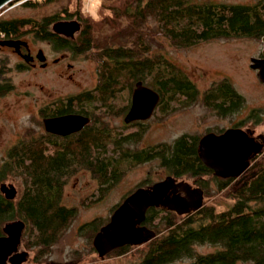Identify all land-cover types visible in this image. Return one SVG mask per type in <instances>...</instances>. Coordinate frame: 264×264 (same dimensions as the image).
Here are the masks:
<instances>
[{
  "label": "trees",
  "instance_id": "obj_1",
  "mask_svg": "<svg viewBox=\"0 0 264 264\" xmlns=\"http://www.w3.org/2000/svg\"><path fill=\"white\" fill-rule=\"evenodd\" d=\"M68 1L63 8L65 14L83 18L78 39L82 44L75 52L86 51L87 56L96 60L98 82L87 96L92 112H125L129 103L117 108L109 102L129 100L138 80L159 93L156 107L165 116L171 113L170 103L180 95L184 96L180 104L183 107L199 97L204 106L220 116L244 105V96L228 79L215 81L199 93L177 65L160 53L151 54L152 28L147 22L158 20L157 32L178 48L212 39L258 38L264 35V0L251 4L206 0H103L96 18L84 14L79 0ZM23 4L33 6L36 2ZM58 15L44 17L42 21H52ZM31 21L29 18L0 19V29L21 23L32 30L35 24ZM91 47L93 49H89ZM227 98L230 99L228 107L224 106ZM258 112L252 109L248 117L259 118ZM148 127V123L137 124L133 134L108 138L103 148L49 149L40 146L31 134L8 148L0 159V183L10 176L18 182L20 178L22 183L21 192L13 199L6 198L0 190V235L5 222L24 221L22 238L34 254L30 263L22 264H42L77 215V206L61 203L64 185L71 175L87 169L97 178L100 186L93 199L98 202L130 169L154 160L166 174L191 178L203 188L206 196L215 192L231 198L232 203L217 211L204 202L200 208L181 215L150 206L140 224L152 229L155 235L141 246L116 247L105 257L126 255L135 248L136 259L126 264H172L176 261L183 264H264V150L251 159L243 179L221 178L215 176L198 155V139L202 133L185 132L172 142L141 147ZM149 171L121 200L136 187L154 182ZM119 203L110 210L108 217H94L79 227L86 233V242L92 250L94 234L109 220ZM198 245L212 246L213 250L199 252Z\"/></svg>",
  "mask_w": 264,
  "mask_h": 264
},
{
  "label": "rangeland",
  "instance_id": "obj_2",
  "mask_svg": "<svg viewBox=\"0 0 264 264\" xmlns=\"http://www.w3.org/2000/svg\"><path fill=\"white\" fill-rule=\"evenodd\" d=\"M15 1L18 0H12L8 5L0 8V11L3 10V14L6 16L17 15L29 19L56 13L59 14L58 16H62L65 14L63 8L66 3H69L68 0H19V5H10ZM25 1L36 2V5L26 6L23 4ZM79 1L85 15L95 18L99 16L98 8L103 0H99L98 3L96 0ZM191 1L200 2L204 0ZM206 1L251 4L257 0ZM147 24L152 28V35L149 36L151 54L160 53L177 65L192 80L199 93L204 92L215 81L228 79L245 98L244 107H241L240 113L236 116L237 119L247 116L244 127L253 129L254 133H264V83L258 80L256 71L249 66L250 57L258 56L261 52V36L258 38L212 39L201 41L188 48H178L173 46L165 35L157 32L158 20L149 19ZM85 58L80 56L73 60L76 69L75 73L73 70L72 73L74 81L90 88L97 76L96 60L88 56ZM32 72L22 71L19 74L13 73L11 75L13 82L19 84V98H17L16 92H13L0 99V159L10 146L18 140L21 141L28 137L31 130L38 125V118L33 114L32 105V94L35 93V89L33 85L29 84L34 76ZM183 100L184 96L180 95L177 100L172 101L170 103L171 113L166 117L156 107L154 116L148 122L149 127L143 136L141 147L158 142H172L176 136L185 132L204 133L208 127H226L229 125L226 118L219 117L216 112L204 106L199 97L186 104L185 107L180 105ZM122 104L123 101L121 100L120 106ZM6 106L9 108L6 109ZM252 109L259 110V118L248 117ZM195 114L198 116L196 120L194 119ZM200 114H204V116H200ZM160 117H165L168 120L167 125L160 123ZM148 171L153 181L166 175V171L157 166L156 160L137 165L130 169L98 202H94L93 199L96 196L97 183L89 171L81 169L71 175L69 181L64 185L61 203L67 206L76 205L78 213L63 236L54 245L51 253L43 258L42 264L48 262L52 264H85L88 262L91 264H126L128 260L136 259L137 249L135 248L126 255L100 258L95 249L92 250L91 245L86 242V233L80 231L79 227L94 217H108L115 204L121 200L126 192L132 190L140 180L147 176ZM186 180L196 185L191 178H186ZM19 181L12 176L3 180L7 184L15 186L17 196L21 192L22 182L20 178ZM214 193L210 196L204 194L203 203L211 204L217 211L227 208L232 203L231 198ZM82 202L85 204L82 205ZM141 245L143 244L134 246ZM21 249L28 251V257L23 263H30L34 251L25 246L23 238L19 244V250ZM197 250L204 253L213 250V247L198 245ZM172 264H183V262L176 261ZM237 264L249 263L239 262Z\"/></svg>",
  "mask_w": 264,
  "mask_h": 264
},
{
  "label": "water",
  "instance_id": "obj_3",
  "mask_svg": "<svg viewBox=\"0 0 264 264\" xmlns=\"http://www.w3.org/2000/svg\"><path fill=\"white\" fill-rule=\"evenodd\" d=\"M10 1L12 0H0V8ZM79 29L80 22L75 19L58 20L53 24L54 31L66 35H73ZM261 41V55L250 57L249 66L256 71L258 80L264 83V35L261 36ZM159 98V93L152 87L141 80L136 81L124 120L129 122L150 117ZM88 120V117L68 114L44 118L43 125L48 131L66 134L79 129ZM250 133L249 129L240 127H228L221 133H204L198 139V155L215 176L241 180L251 159L264 150V133H259L257 139ZM0 190L6 198L13 199L17 196V189L13 184L2 182ZM203 197L204 190L201 186L193 185L186 179L165 175L127 195L110 214L109 220L94 234L92 246L97 255L103 258L116 247L143 244L155 235L152 229L140 224L148 207H162L181 215L200 208ZM24 227L25 223L20 219L4 223L3 234L0 235V264H22L27 259L28 251L19 250Z\"/></svg>",
  "mask_w": 264,
  "mask_h": 264
},
{
  "label": "flooded vegetation",
  "instance_id": "obj_4",
  "mask_svg": "<svg viewBox=\"0 0 264 264\" xmlns=\"http://www.w3.org/2000/svg\"><path fill=\"white\" fill-rule=\"evenodd\" d=\"M14 4L19 5V0L11 3L10 5ZM6 5H8V3ZM52 15L53 14H48L40 18L31 19V24H35L32 30H28L29 26L21 23L8 25V28L0 29V99L13 92H16V96L19 98V84H15L13 82L11 75L13 73L19 74V72L22 71H33L32 74H34V76L29 84L33 85L35 89V93L32 94V105L33 114L38 118V125L35 129L31 130V136L37 140V143L40 146L47 147L49 149H80L86 147L103 148L106 144H108L105 142L106 139L114 136L119 138L120 136L133 134L136 131L137 124L148 123L154 116V111L151 116L146 119H135L129 122L124 120V117L130 107L132 91L130 99L128 100V98H126L121 105L125 106L129 103L125 112H104L102 110L99 112H92L89 109L90 104L87 99L89 93L88 91H91L96 87V83L98 82L97 76L93 86L88 88L86 85L74 81V75L72 73V70L75 73L76 69L73 60L80 56L86 59L85 57L87 56L86 51L81 53L75 52V48L79 46V44H82L78 43V39L80 30L83 26V18L67 16L64 14L59 17L55 16L56 18L49 22L42 21L44 17ZM20 18L25 17L17 15L6 16L3 14V10L0 11V19L4 21ZM71 19H75L80 22V29L75 31L73 35L58 33L53 30V24L56 21ZM89 49H93V47ZM260 55L261 52L258 56ZM98 96L100 98V92L98 93ZM100 100V104L103 105L102 99ZM109 104H112V107H120V101L118 99L110 101ZM224 104L226 107L230 106V99H225ZM241 107H244V105L238 107V109L234 112H224V116H220V114L218 115L219 117H224L229 121L228 126L208 127L204 133L210 131L221 133L228 127H240L249 129L251 131L250 135L257 139V135L259 133H254L253 129L244 127L247 116L237 119L236 116L240 113ZM8 108L9 106H6V109ZM68 114L81 115L83 117H88L89 120L79 129L66 134L52 132L45 129L43 125L44 118ZM200 116H204V114H200ZM196 118H198L197 114L194 115L195 120ZM162 119L160 123L162 125H167L166 123H168V120L166 118ZM93 179L97 183V193L100 185L98 184L97 178ZM160 179L162 178L157 180ZM182 179L186 178L182 177ZM138 187L145 186L141 185ZM118 202L121 203L122 200Z\"/></svg>",
  "mask_w": 264,
  "mask_h": 264
},
{
  "label": "clouds",
  "instance_id": "obj_5",
  "mask_svg": "<svg viewBox=\"0 0 264 264\" xmlns=\"http://www.w3.org/2000/svg\"><path fill=\"white\" fill-rule=\"evenodd\" d=\"M96 2L98 3V2H99V0H96Z\"/></svg>",
  "mask_w": 264,
  "mask_h": 264
}]
</instances>
